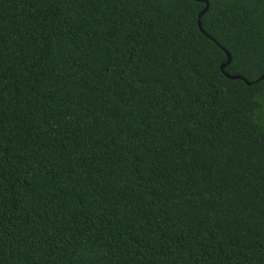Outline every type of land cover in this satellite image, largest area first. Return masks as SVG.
<instances>
[{"label":"trees","instance_id":"16d2710c","mask_svg":"<svg viewBox=\"0 0 264 264\" xmlns=\"http://www.w3.org/2000/svg\"><path fill=\"white\" fill-rule=\"evenodd\" d=\"M207 1L204 34L196 0H0V264H264V0Z\"/></svg>","mask_w":264,"mask_h":264},{"label":"water","instance_id":"95a60500","mask_svg":"<svg viewBox=\"0 0 264 264\" xmlns=\"http://www.w3.org/2000/svg\"><path fill=\"white\" fill-rule=\"evenodd\" d=\"M196 1H200V2H205V3H206V7H205V8L200 12V14H199L198 26H199V28L201 29V31H202L204 34H207V33L205 32V30L203 29V27H202V18H203V16L205 15V13L208 11V9H209V7H210V4H209V2H208L207 0H196ZM216 43H217L219 46H221L220 43H218V42H216ZM222 48H223V47H222ZM224 50H225V53L227 54V61H226L225 63H223L222 66H221V69H222L223 73H224L227 77H229V78H231V79H239V78L244 79L242 76L231 75V74H229V73H227V72L225 71L226 67L231 63V62H229V60L232 61V56H231V53H230L228 50H226V49H224ZM225 65H226V67H225ZM261 77H264V74H263ZM261 77H260L257 81L264 80V79H262ZM244 80H245L248 84H251V82L248 81L247 79H244Z\"/></svg>","mask_w":264,"mask_h":264},{"label":"snow or ice","instance_id":"6c2138e0","mask_svg":"<svg viewBox=\"0 0 264 264\" xmlns=\"http://www.w3.org/2000/svg\"><path fill=\"white\" fill-rule=\"evenodd\" d=\"M229 62H231V60H229ZM225 67H226V65H225ZM262 79H264V77H261Z\"/></svg>","mask_w":264,"mask_h":264}]
</instances>
